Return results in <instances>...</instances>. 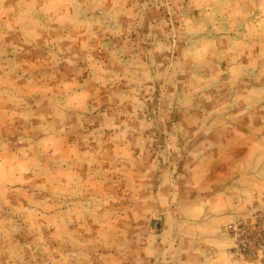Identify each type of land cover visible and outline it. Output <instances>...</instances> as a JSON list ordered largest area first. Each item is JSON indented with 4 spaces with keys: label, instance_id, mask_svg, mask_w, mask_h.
<instances>
[{
    "label": "rangeland",
    "instance_id": "rangeland-1",
    "mask_svg": "<svg viewBox=\"0 0 264 264\" xmlns=\"http://www.w3.org/2000/svg\"><path fill=\"white\" fill-rule=\"evenodd\" d=\"M0 264H264V0H0Z\"/></svg>",
    "mask_w": 264,
    "mask_h": 264
}]
</instances>
